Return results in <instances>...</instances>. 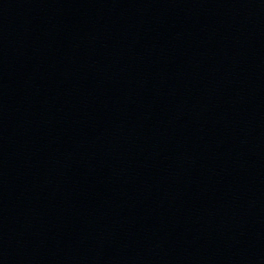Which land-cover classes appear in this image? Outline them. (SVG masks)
I'll list each match as a JSON object with an SVG mask.
<instances>
[{"label": "water", "instance_id": "water-1", "mask_svg": "<svg viewBox=\"0 0 264 264\" xmlns=\"http://www.w3.org/2000/svg\"><path fill=\"white\" fill-rule=\"evenodd\" d=\"M0 264H264V0H0Z\"/></svg>", "mask_w": 264, "mask_h": 264}]
</instances>
